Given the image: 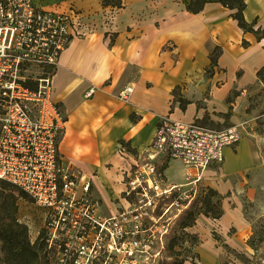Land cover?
Instances as JSON below:
<instances>
[{"label": "crops", "instance_id": "1", "mask_svg": "<svg viewBox=\"0 0 264 264\" xmlns=\"http://www.w3.org/2000/svg\"><path fill=\"white\" fill-rule=\"evenodd\" d=\"M33 1L45 9L71 4L90 24L88 35L72 39L62 51L53 75L52 99L66 118L60 154L92 177L93 196L110 212L116 211V204L112 206L116 199L118 204L125 199L121 193L130 163L126 159V166L124 152L139 166V159L155 167L161 164L162 188L192 183L190 169L181 161L147 158L162 117L198 123L204 114L215 119L232 111L233 118L250 88H264L257 75L264 66V36L256 39L253 32H244L231 16L235 9L216 0H206L198 12L187 9L189 0H121L119 6L105 5L104 0ZM245 2L244 19L255 20L254 29H264V0ZM215 49L218 55L212 64ZM126 86L131 90L121 99L118 93ZM89 87L94 93L85 96ZM229 94L232 100H227ZM121 140L135 153L126 151ZM232 147L224 151L225 166L245 161L244 150L235 155ZM214 186L223 196V213L200 220L201 227L211 226L230 247L245 250L248 233L238 206L224 196L227 185L215 181ZM199 243L205 264L221 263L218 246L209 238Z\"/></svg>", "mask_w": 264, "mask_h": 264}, {"label": "built area", "instance_id": "2", "mask_svg": "<svg viewBox=\"0 0 264 264\" xmlns=\"http://www.w3.org/2000/svg\"><path fill=\"white\" fill-rule=\"evenodd\" d=\"M90 32L86 15L71 4L45 9L33 0H0V180L42 210L49 264H112V256L113 264H122L117 254L136 251L140 242L134 235L142 216L152 218L143 206L102 213L91 191L92 177L58 150L66 118L52 99L53 75L70 41ZM130 90L126 86L118 97L126 99ZM93 93L89 87L85 96ZM240 138L237 126L214 130L162 117L147 158L181 161L195 183ZM136 166L127 193L137 186L152 189V197L169 192L161 187L154 165Z\"/></svg>", "mask_w": 264, "mask_h": 264}, {"label": "rangeland", "instance_id": "3", "mask_svg": "<svg viewBox=\"0 0 264 264\" xmlns=\"http://www.w3.org/2000/svg\"><path fill=\"white\" fill-rule=\"evenodd\" d=\"M236 96V93H233ZM227 100H232L231 94ZM236 117L231 116L232 111L219 113L218 118H210L204 114L197 122L209 129L220 130L229 126H237L241 133V139L236 147H232L235 155L243 149L246 155L245 161L236 162L235 166H225L224 163L211 164L203 174L201 180L178 188L159 197H152V189H143L141 186L127 193V188L121 195L125 198L118 204L117 210L143 206L151 214V217L142 216L140 231L134 235L140 245L131 255L123 250L116 257L122 264H158L167 255L166 245L169 242L168 234L178 231V214L182 209L197 212L206 211L203 202L205 196L209 197L211 205L217 199L215 194L209 191L216 181L219 185H227L224 196L229 198L230 204L237 205L240 215L244 219V225L248 233L245 250H237L223 242L221 235L214 228L204 230L200 220L209 221L212 218L211 211L208 216L197 214L193 224L185 230L198 236L197 245L192 247L190 256L183 264H205L200 259L199 242L209 238L218 246L220 264H263L264 263V88H250L244 100H240ZM124 150V149H123ZM125 151V150H124ZM124 162L128 160L129 169L125 171L124 183L129 177H134V169L137 167L128 153H123ZM135 159H138L136 156ZM140 162L142 159H139ZM164 163V162H163ZM127 166V163H126ZM161 164L156 165L157 173L161 170ZM128 173H130L128 176ZM163 180V176L161 175ZM161 180V181H162ZM144 186L145 183H142ZM23 193V192H22ZM21 190L0 180V264H49V255L46 251L42 236L43 212L34 205ZM147 199L151 204H146ZM102 211L110 213L106 205L101 206ZM114 211V212H116ZM12 227L20 234V242L13 245L6 237V232ZM196 228L197 230H194ZM230 229L228 233H231ZM34 248L27 247L25 240ZM127 240V239H126ZM186 243L178 242L176 248L180 249ZM115 256H112V264Z\"/></svg>", "mask_w": 264, "mask_h": 264}, {"label": "trees", "instance_id": "4", "mask_svg": "<svg viewBox=\"0 0 264 264\" xmlns=\"http://www.w3.org/2000/svg\"><path fill=\"white\" fill-rule=\"evenodd\" d=\"M219 3H221L224 7H227L229 9H235V11L231 14L232 18L237 21V25L244 31H250L255 34L256 39H260L262 36H264V29H261L260 27L254 29L253 26L256 23L255 20L252 22H247L244 19L243 16V10L246 6L245 0H216ZM121 0H104L103 3L106 4H112L119 6ZM206 3V0H189L187 4V9L191 12H198L202 9L204 4ZM243 45H246L247 42L245 40L242 41ZM218 55L217 49L214 50V53L211 55L210 60L211 63H215L216 57ZM258 78L264 83V66L258 70L257 72ZM120 145L128 152L135 153V150L130 148L128 146V143L121 140L119 141ZM209 191L212 194H215L217 196V199L213 205H211V201L209 197L205 196L203 199V202L206 204V211L199 210L197 212L194 211H187L185 209H182L181 212L178 214V220L179 221V229L178 231L172 230L169 234V242H167L166 245V251L167 255L165 256V259L158 264H183L187 257L190 256V252H192V247L197 245L198 236L195 233H190L186 231L185 229L190 227L193 222L196 219L197 214H204L207 215L208 211H211L212 214L210 217L212 218H218L222 215L223 209H222V199L223 196L216 190L209 188ZM21 197H25L24 193L20 194ZM6 237L10 240V242L15 245L16 243L20 242V234L15 231L12 227L9 228V230L6 232ZM27 247L34 248L33 245H30L29 241L25 240ZM178 242L186 243L187 245L182 246V248L177 249L176 244ZM264 264V263H263Z\"/></svg>", "mask_w": 264, "mask_h": 264}, {"label": "bare ground", "instance_id": "5", "mask_svg": "<svg viewBox=\"0 0 264 264\" xmlns=\"http://www.w3.org/2000/svg\"><path fill=\"white\" fill-rule=\"evenodd\" d=\"M240 152H242V150H240ZM205 172V170L203 171V173ZM202 176H203V174H202ZM201 176V177H202ZM188 183H191V182H187V183H185V184H188ZM170 189H173V186L172 187H170Z\"/></svg>", "mask_w": 264, "mask_h": 264}]
</instances>
